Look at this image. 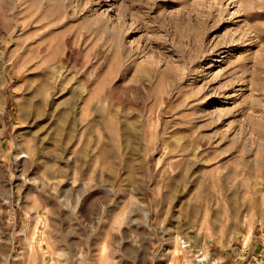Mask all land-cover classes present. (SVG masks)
<instances>
[{
    "label": "rangeland",
    "instance_id": "374dc122",
    "mask_svg": "<svg viewBox=\"0 0 264 264\" xmlns=\"http://www.w3.org/2000/svg\"><path fill=\"white\" fill-rule=\"evenodd\" d=\"M0 264H264V0H0Z\"/></svg>",
    "mask_w": 264,
    "mask_h": 264
}]
</instances>
